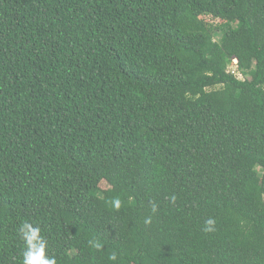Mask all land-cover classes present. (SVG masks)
I'll use <instances>...</instances> for the list:
<instances>
[{"label":"trees","instance_id":"16d2710c","mask_svg":"<svg viewBox=\"0 0 264 264\" xmlns=\"http://www.w3.org/2000/svg\"><path fill=\"white\" fill-rule=\"evenodd\" d=\"M24 222L56 264H264V0H0V264Z\"/></svg>","mask_w":264,"mask_h":264},{"label":"clouds","instance_id":"9594fccd","mask_svg":"<svg viewBox=\"0 0 264 264\" xmlns=\"http://www.w3.org/2000/svg\"><path fill=\"white\" fill-rule=\"evenodd\" d=\"M175 200V197L172 198ZM119 202H117V207ZM205 231H212V225L215 224V220L209 218L206 222ZM40 228L34 227L31 223L24 222L19 233L22 239L25 241L26 249L23 253V264H56L54 257L46 256V240L40 235ZM115 257H113L114 259Z\"/></svg>","mask_w":264,"mask_h":264},{"label":"rangeland","instance_id":"374dc122","mask_svg":"<svg viewBox=\"0 0 264 264\" xmlns=\"http://www.w3.org/2000/svg\"><path fill=\"white\" fill-rule=\"evenodd\" d=\"M208 18H211V17H208ZM239 76L241 77V75H239ZM100 186H101L102 188H104V189L110 187V185L108 184V182H106L105 180H103V181L101 182Z\"/></svg>","mask_w":264,"mask_h":264},{"label":"built area","instance_id":"2783aa9c","mask_svg":"<svg viewBox=\"0 0 264 264\" xmlns=\"http://www.w3.org/2000/svg\"><path fill=\"white\" fill-rule=\"evenodd\" d=\"M234 62H235L236 65L238 64V60L237 59H235Z\"/></svg>","mask_w":264,"mask_h":264}]
</instances>
